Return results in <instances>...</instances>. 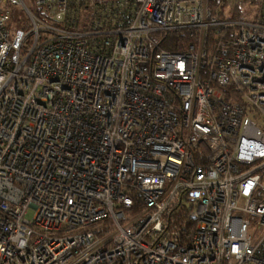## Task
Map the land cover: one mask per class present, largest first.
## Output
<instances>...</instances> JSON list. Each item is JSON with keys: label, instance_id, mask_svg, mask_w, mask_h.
I'll return each mask as SVG.
<instances>
[{"label": "built area", "instance_id": "2783aa9c", "mask_svg": "<svg viewBox=\"0 0 264 264\" xmlns=\"http://www.w3.org/2000/svg\"><path fill=\"white\" fill-rule=\"evenodd\" d=\"M211 1L0 0V264H264V0Z\"/></svg>", "mask_w": 264, "mask_h": 264}, {"label": "trees", "instance_id": "16d2710c", "mask_svg": "<svg viewBox=\"0 0 264 264\" xmlns=\"http://www.w3.org/2000/svg\"><path fill=\"white\" fill-rule=\"evenodd\" d=\"M258 5L259 2L257 0H212L210 7L213 9L220 8V17L222 18L242 20L244 7H257ZM189 42L190 40L186 31H170L162 35V39L159 42V48L172 53H178L183 51L188 46ZM170 220L171 219H169V221ZM180 223L184 224L183 220L175 222V229L179 232L181 230ZM189 228L190 225L187 224V229Z\"/></svg>", "mask_w": 264, "mask_h": 264}, {"label": "rangeland", "instance_id": "374dc122", "mask_svg": "<svg viewBox=\"0 0 264 264\" xmlns=\"http://www.w3.org/2000/svg\"><path fill=\"white\" fill-rule=\"evenodd\" d=\"M24 2L29 5L30 4V0H24ZM244 12H243V18L247 19V20H251L254 18V16L257 14V8L256 7H251V6H247L243 8ZM21 17H23V11H20L17 8H14L11 12V30H15L18 29L20 27V19ZM33 215V210L29 209L26 213L25 218L26 219H31Z\"/></svg>", "mask_w": 264, "mask_h": 264}]
</instances>
